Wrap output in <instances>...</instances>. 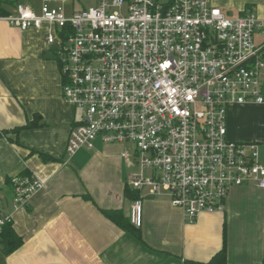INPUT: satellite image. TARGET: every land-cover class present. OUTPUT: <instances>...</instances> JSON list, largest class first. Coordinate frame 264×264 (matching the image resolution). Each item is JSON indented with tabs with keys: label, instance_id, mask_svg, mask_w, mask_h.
I'll use <instances>...</instances> for the list:
<instances>
[{
	"label": "built area",
	"instance_id": "obj_1",
	"mask_svg": "<svg viewBox=\"0 0 264 264\" xmlns=\"http://www.w3.org/2000/svg\"><path fill=\"white\" fill-rule=\"evenodd\" d=\"M54 1L65 0H40L38 13L19 4L0 18L21 30H59L46 42L57 44L62 100L80 114L68 159L96 141L133 143V156L124 149L122 158L138 172L126 186L165 193L189 224L224 211L233 187L264 189L258 144L227 134L230 107L264 104V41H255L264 20L252 12L229 16L209 0H93L71 15ZM11 186L18 210L44 183L20 175ZM128 218L141 228L139 196ZM9 222L0 213V238Z\"/></svg>",
	"mask_w": 264,
	"mask_h": 264
},
{
	"label": "crops",
	"instance_id": "obj_2",
	"mask_svg": "<svg viewBox=\"0 0 264 264\" xmlns=\"http://www.w3.org/2000/svg\"><path fill=\"white\" fill-rule=\"evenodd\" d=\"M209 1L229 16L252 12L264 20V0ZM65 2L50 5H63L67 15L85 7L72 0L67 10ZM27 3L40 11V0L39 7ZM48 34L57 37L59 30L48 24L21 30L0 18V194L9 204L0 213L11 217L23 240L8 255L0 247V264H206L221 249L223 231L227 264H261L264 189L233 187L224 211L201 214L189 224L165 193L153 195L144 188L138 193L141 241L102 215L100 209H110L129 217L133 201L124 196V188L136 167L122 158L123 144L96 141L93 148L67 158L69 130L80 114L62 100L57 44H47ZM256 39L260 44L264 36ZM27 121L38 127L12 132ZM227 134L233 141L256 142L264 165V104L230 107ZM23 171L44 187L28 207L14 210L7 180Z\"/></svg>",
	"mask_w": 264,
	"mask_h": 264
},
{
	"label": "trees",
	"instance_id": "obj_3",
	"mask_svg": "<svg viewBox=\"0 0 264 264\" xmlns=\"http://www.w3.org/2000/svg\"><path fill=\"white\" fill-rule=\"evenodd\" d=\"M19 0H0V17H5L10 15L13 10L19 5ZM35 117V116H34ZM38 127V123L35 121H27L24 125L14 128L13 133L17 134L22 130L31 129ZM20 175H28L27 171H23ZM11 184V178L7 180ZM124 196L134 201L138 198V193L130 190L127 186L124 188ZM87 200H91L89 196H86ZM102 215L109 219L113 224H115L122 231L132 234L136 239L141 241V236L139 233V228L133 227L129 218L125 217L121 210H102L100 209ZM23 244L22 238L15 232L12 222L6 223L2 228L0 247L4 254L8 255L16 251ZM186 264H200L193 262H186ZM206 264H227L226 262V236L225 231H223V243L221 249L211 258V260ZM264 264V257L262 263Z\"/></svg>",
	"mask_w": 264,
	"mask_h": 264
},
{
	"label": "rangeland",
	"instance_id": "obj_4",
	"mask_svg": "<svg viewBox=\"0 0 264 264\" xmlns=\"http://www.w3.org/2000/svg\"><path fill=\"white\" fill-rule=\"evenodd\" d=\"M19 2H20V4H23V5H25V2H26V4H28L27 2H29V4L35 5L36 7H39V5H40L39 0H19ZM71 3H72V0H66V2H65L64 5H65V7H66L67 10L71 6ZM76 3H78V2H76ZM83 4L86 7H88V6H93L94 5V2H93V0H85V1H83ZM77 5L78 4H76L75 8L81 7V5L80 6H77ZM233 15H235V14L233 13ZM256 42H258V39H256ZM77 115L79 116V112H78ZM123 145H124L125 150L130 154V156H133L134 149H135V145L133 143H126V144H123ZM132 161L134 163V160H132ZM135 167H136V165H135ZM135 172H138L137 167H136V171ZM0 197H1L0 198V212L1 211H6L7 210V207L9 206V204L7 203L8 200L2 194H0Z\"/></svg>",
	"mask_w": 264,
	"mask_h": 264
}]
</instances>
